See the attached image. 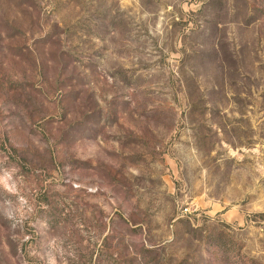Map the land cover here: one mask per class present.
<instances>
[{
    "label": "rangeland",
    "instance_id": "374dc122",
    "mask_svg": "<svg viewBox=\"0 0 264 264\" xmlns=\"http://www.w3.org/2000/svg\"><path fill=\"white\" fill-rule=\"evenodd\" d=\"M0 264H264V0H0Z\"/></svg>",
    "mask_w": 264,
    "mask_h": 264
}]
</instances>
